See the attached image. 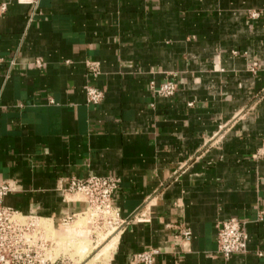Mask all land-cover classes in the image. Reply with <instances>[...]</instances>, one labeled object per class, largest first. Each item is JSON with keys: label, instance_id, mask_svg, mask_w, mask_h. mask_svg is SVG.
I'll return each mask as SVG.
<instances>
[{"label": "crops", "instance_id": "0c3cea01", "mask_svg": "<svg viewBox=\"0 0 264 264\" xmlns=\"http://www.w3.org/2000/svg\"><path fill=\"white\" fill-rule=\"evenodd\" d=\"M34 1L0 0V181L18 186L6 206L61 241L88 215L70 181L116 177L115 249L94 264L152 250L154 264H264V0ZM166 81L172 98L150 88ZM229 219L249 242L226 259Z\"/></svg>", "mask_w": 264, "mask_h": 264}, {"label": "built area", "instance_id": "2783aa9c", "mask_svg": "<svg viewBox=\"0 0 264 264\" xmlns=\"http://www.w3.org/2000/svg\"><path fill=\"white\" fill-rule=\"evenodd\" d=\"M20 4L33 5L34 0H17ZM7 4L0 7L2 13L7 12ZM90 70L97 74V65L88 63ZM256 65H254V68ZM151 90L162 98H172L178 92L175 82L166 81L157 86L150 84ZM87 104L100 105L105 98L102 91L94 87H86ZM120 186L116 177L91 176L87 179L73 178L66 190L67 196L87 205L88 214L101 219L110 226L119 224V212L115 205V194ZM18 190L15 182L0 181V264H67L62 256H56L57 239L50 237V228L42 223V219L27 216L7 207V197ZM101 217V218H99ZM72 219L63 222L69 227ZM192 237L190 229H181L179 238L189 241ZM249 234L247 223L239 219H229L218 225V252L226 259L248 250ZM159 251L152 250L136 257L139 264H154Z\"/></svg>", "mask_w": 264, "mask_h": 264}, {"label": "rangeland", "instance_id": "374dc122", "mask_svg": "<svg viewBox=\"0 0 264 264\" xmlns=\"http://www.w3.org/2000/svg\"><path fill=\"white\" fill-rule=\"evenodd\" d=\"M86 217V219L80 218L75 224L67 227L68 230H71L70 237L64 238L60 241L58 237L53 234L52 237L57 239L58 242L56 256H59L61 253H65L69 260L71 259V261H74L73 264H84V262L89 260L91 257H94L101 250L110 238V234L120 227L118 223L110 226L107 222L105 223V220L103 221L101 217H99L101 219H98L92 217L91 214H88ZM42 223H45L44 226L46 225L47 228L51 227L46 224L45 220H42ZM93 235L99 236V241L95 244L92 243ZM87 241H90L91 243H87ZM85 244H87V247ZM60 247H63V252H61ZM83 247L85 249H83ZM88 252L89 257H86Z\"/></svg>", "mask_w": 264, "mask_h": 264}, {"label": "bare ground", "instance_id": "6f19581e", "mask_svg": "<svg viewBox=\"0 0 264 264\" xmlns=\"http://www.w3.org/2000/svg\"><path fill=\"white\" fill-rule=\"evenodd\" d=\"M83 219V218H82ZM45 224V223H44ZM46 226V225H45ZM118 232V231H117ZM119 233V232H118ZM115 234H117V233H115ZM113 237V238H112ZM111 238V240H110V242L109 243H107V245H105L104 247H103V249L101 250V253L100 254H98V255H95L94 257H91L89 260H87L86 262H84V264H94L95 263V261H97V260H106L110 255H111V253H112V251L115 249V245H116V239L114 238V237H116V236H112ZM87 243H88V241H87ZM106 244V243H105ZM83 245V244H82ZM86 245V247H87V244H85ZM84 245V246H85ZM89 248V247H88ZM81 249V248H80ZM83 249H85L84 247H83ZM87 249V248H86ZM87 251H88V249H87ZM86 251V252H87ZM89 252H91V251H89ZM89 252H88V254H87V256L86 257H89Z\"/></svg>", "mask_w": 264, "mask_h": 264}]
</instances>
